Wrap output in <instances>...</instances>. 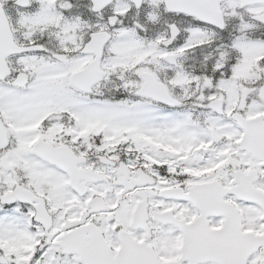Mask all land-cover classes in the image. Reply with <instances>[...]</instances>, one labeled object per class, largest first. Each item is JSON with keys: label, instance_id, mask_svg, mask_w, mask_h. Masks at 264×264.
Returning a JSON list of instances; mask_svg holds the SVG:
<instances>
[{"label": "snow or ice", "instance_id": "snow-or-ice-1", "mask_svg": "<svg viewBox=\"0 0 264 264\" xmlns=\"http://www.w3.org/2000/svg\"><path fill=\"white\" fill-rule=\"evenodd\" d=\"M0 264H264V0H0Z\"/></svg>", "mask_w": 264, "mask_h": 264}]
</instances>
